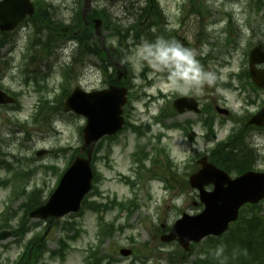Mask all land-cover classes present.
Masks as SVG:
<instances>
[{"label":"rangeland","instance_id":"374dc122","mask_svg":"<svg viewBox=\"0 0 264 264\" xmlns=\"http://www.w3.org/2000/svg\"><path fill=\"white\" fill-rule=\"evenodd\" d=\"M46 1L53 5L50 11L56 32L53 38L56 40L50 41L49 50L45 49V59L41 61L38 57L41 62L30 67V70L37 71L39 76H45V86L41 93H33L34 84L30 87L25 85L24 77L20 74V70L24 69V55L30 52L27 50L29 42H25L37 39L46 43L50 34L45 31L43 38L42 29L35 26L34 22L20 31L16 49L10 50L18 35L13 37L8 49L2 50L5 63L0 71L3 84L12 88L14 92L22 93L19 96L21 97L19 107L3 109L0 112V162L6 161L14 167L11 172L1 169L0 177L14 176L16 171H33L23 185L26 184L27 191L38 189L41 192L39 198L41 201L48 200L61 174L69 167L72 158L84 144L82 130L86 125V119L64 109L65 98L59 96L62 86L65 87V91H70L69 94L77 86L86 91L104 89L108 87L109 76L114 72L113 60L107 61L96 54L85 55V48L81 47L79 50L77 42L68 44L70 38L66 36L73 34V31L60 33L62 28H68L64 26H68L75 19L80 8L79 1ZM136 1L93 0L92 9L98 7L105 10L106 7L113 22L128 26L134 20L132 13ZM159 1L164 13L163 22L169 31L178 33L176 45L192 53L198 67L192 76H189L188 72L183 73V78L181 75L174 77L162 75L160 72L167 69L160 66L158 59L157 45L161 41L164 42L160 39L155 41L156 44L143 40L136 45H133L130 39L128 45L131 47L123 48L122 54H126V64L130 66L127 79L132 82L133 90L131 103L126 109V117H130L137 125H151V131L140 138L130 129L123 130L114 141L102 139L96 145L97 147L101 143L98 159L93 164L99 178L94 184V190L88 195V200L110 206V201L116 197L118 201H134L136 205L131 213L128 210H121L119 206L103 212V222L115 223L117 231L105 239L100 250L103 255L114 258L115 264H169L170 257L171 259L173 257V262L178 260L180 264H193L200 257L198 252L201 248H210V242L205 239L191 254L184 255L185 252L179 244L164 243L161 241V235L168 232L184 212L194 215L204 208L199 201L197 190L191 188L188 183L189 176L198 168L193 157L198 152L211 150L219 141L227 138L236 127L234 120H227L217 113L215 105L233 109L232 112L239 116L244 114L250 116L249 112L259 108L264 101L259 98L258 106L247 105L240 88L237 87L239 81L234 77L248 67L246 53L249 48L264 39V0H194L193 4V0ZM259 6L262 7L260 12L257 10ZM230 20L233 23L231 33L227 31ZM103 36L108 48L119 47L117 36L112 30L104 28ZM10 40L11 37L8 38V41ZM64 44L66 45L63 46ZM63 47H66L65 53L62 51ZM120 52L122 49L118 51ZM199 58L203 59V62L198 60ZM206 59L209 60L207 64L204 63ZM67 66L71 68V72L69 77H63V71ZM223 84H228L229 87L225 88ZM160 90L165 99L162 97L158 100L154 97L159 96ZM179 94H193L204 106L211 105L213 109L211 115L215 116L216 135L205 137L198 148L189 144L181 128L167 134L161 143L157 140L159 133L164 130L155 122L154 115L167 103V111L174 112L169 108L172 109V100ZM45 98L49 99L47 107L36 119L37 103ZM175 117L176 123L179 124L200 119L191 114ZM170 122L169 118L168 123ZM195 126L197 127V124ZM196 130L193 129L194 132ZM139 145H145L146 151L150 154L146 161L149 169L151 168L149 160L157 154V149L165 148V153L159 157L155 170H146L142 181H139L138 174L134 172L137 167L133 153ZM42 149L48 153L37 156V152ZM256 153L261 155L260 166L264 169V147ZM168 155L174 163L171 169ZM43 165L53 168L44 169ZM124 176H130L136 184L131 186L124 182L122 180ZM161 178H166V185ZM15 181L19 183L21 179ZM12 190L13 184L0 187L2 200L0 211ZM20 202L22 199H18L16 205ZM261 210H264V202L255 212ZM81 211L80 215L66 216L58 225L51 226L46 236V248L50 251H55L58 242L71 235L62 228L63 222L76 221L82 232L77 241L70 240L71 249L66 253L65 259L51 258L45 252L48 264H84L88 249L97 246L101 213H96L85 205ZM121 227L124 230L120 231ZM229 233L219 241H225ZM10 244L9 241L6 245L9 247L3 251L6 259L16 257L19 251V244L11 246ZM121 248H130L134 252L129 257H123L119 253Z\"/></svg>","mask_w":264,"mask_h":264},{"label":"water","instance_id":"95a60500","mask_svg":"<svg viewBox=\"0 0 264 264\" xmlns=\"http://www.w3.org/2000/svg\"><path fill=\"white\" fill-rule=\"evenodd\" d=\"M89 1V0H88ZM33 5L28 0H6L0 5V27L3 31L12 30L27 14L33 13ZM99 22L96 27L98 28ZM257 63H264V43L256 46L251 52V75L254 80L264 87V71L256 69ZM126 90L110 87L108 90L86 93L76 90L67 100L66 109L74 110L88 118L84 130L85 146L90 147L87 158H76L63 176L57 190L49 201L35 209L32 217L60 218L70 212H77L86 194L92 188L93 171L91 168L92 150L94 144L105 135L115 134L124 124L123 106L127 102ZM1 101V100H0ZM186 100L180 99L176 106L180 112L185 111L182 105ZM188 108L197 110V105ZM219 112H226L218 109ZM261 125L264 123V110L253 120ZM203 169L192 175L191 183L200 191L201 201L205 209L198 215L183 214L171 233L164 240H178L185 247L191 240L196 242L203 238L223 234L229 224L237 220L239 209L245 203H257L264 198V173L247 172L232 179L227 173L203 161ZM213 183L214 190L208 192L205 185ZM2 236L1 238H5ZM123 254L131 252L123 250Z\"/></svg>","mask_w":264,"mask_h":264},{"label":"trees","instance_id":"16d2710c","mask_svg":"<svg viewBox=\"0 0 264 264\" xmlns=\"http://www.w3.org/2000/svg\"><path fill=\"white\" fill-rule=\"evenodd\" d=\"M147 3L148 6L143 10V15L150 16L152 18L150 22L141 27L139 24L140 21H138L130 28L136 32L137 40H139L141 35H145L150 39L156 36L152 34L151 30L157 25L156 16L158 14L159 6L156 0H149ZM261 8L262 7L259 6L258 11ZM95 14L100 15V12H96ZM78 20L83 27H86V29H84L82 32L84 35L81 34V40H87L88 42L90 40L91 42V38L94 36L93 27L87 26L85 24L80 12L78 13ZM52 24V21L45 11L46 28H48V30L51 32H55ZM70 29L75 31V28L73 27ZM115 30L119 32L116 28ZM50 46L51 44L49 41L45 44V49H49ZM91 46H95V54L108 60L107 53L102 50V47L99 43H93L92 45L87 46V53H94V50L91 48ZM112 78H110L112 80L111 82H114ZM239 152L240 151L236 150V148L226 150V145H224V148L215 154V163L228 172L242 174L243 172L251 169L253 163L251 162L250 156L248 154L245 155V153L243 154ZM92 205L94 209L100 210V206H97L96 204ZM252 209H255V206L252 207ZM108 228L112 230L110 226ZM237 229L247 230V233H231L229 236H231L233 240H228L223 244L217 243L216 245L220 246V249L217 250L216 256H213L207 264H264V216L256 212H253L251 215H243L240 222L237 224L236 230ZM221 258L225 259V263L218 262Z\"/></svg>","mask_w":264,"mask_h":264},{"label":"flooded vegetation","instance_id":"af4514ba","mask_svg":"<svg viewBox=\"0 0 264 264\" xmlns=\"http://www.w3.org/2000/svg\"><path fill=\"white\" fill-rule=\"evenodd\" d=\"M2 1V0H0ZM26 19L24 22H22L17 29L12 33H2L4 36L0 37V44L6 43V45L0 50L2 51L4 48H9L10 42L7 43V39L11 37V42L13 40V35L17 32L18 29L23 28L25 25L29 24V22ZM1 34V33H0ZM12 48H14V45H12ZM264 68V66H262ZM251 97L254 100L255 104L257 101V106L259 105V98H262L264 100V89H260L255 84L251 83L248 86ZM254 112H258V109ZM189 114H193V112H188ZM186 114V113H185ZM193 114V117H200L199 123L201 127H206V120H208L209 116V105L201 107L200 114L196 115ZM172 126L170 131H176L177 130V124H176V118H171ZM241 133H243L245 136L254 137L258 136L261 140L256 143V147H262L264 137V125L262 127H257L255 125H242L241 127ZM204 139L203 131L197 130L196 132H192L189 135V144L191 142H194L193 145H197V143H200V139ZM198 142H195V141ZM191 141V142H190ZM0 145H1V139H0ZM192 145V146H193ZM28 196V195H27ZM8 201H6V207L4 208L3 214L5 216L4 220L0 223V234L2 232H10V237L4 241H0V264H45V228H41L38 231H43L42 236L38 238L34 237L35 230L37 228L34 227L33 221L29 220L27 223L25 221L18 223L17 219V212H16V205L13 204V206L9 207ZM24 209V206H23ZM26 224V225H25ZM41 224H45V221ZM41 224L36 225V227L41 226ZM11 242V245H17L19 244V248H24V252L27 250L29 252L30 257H33V252H35V261L30 260H24L25 254L24 252H18L16 257H11L9 259L4 258L3 251L7 249V243ZM4 243V245H3ZM41 258H43L41 260Z\"/></svg>","mask_w":264,"mask_h":264},{"label":"clouds","instance_id":"9594fccd","mask_svg":"<svg viewBox=\"0 0 264 264\" xmlns=\"http://www.w3.org/2000/svg\"><path fill=\"white\" fill-rule=\"evenodd\" d=\"M157 47L159 49L158 59L163 64L178 70V75L188 72L189 76H192L198 67L194 61L193 54L181 48L179 45H166L161 41Z\"/></svg>","mask_w":264,"mask_h":264}]
</instances>
